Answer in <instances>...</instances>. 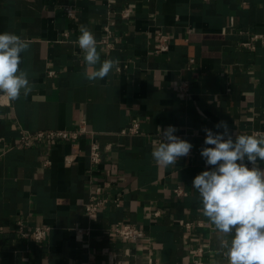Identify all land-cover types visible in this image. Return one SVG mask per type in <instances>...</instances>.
<instances>
[{
  "label": "crops",
  "instance_id": "0c3cea01",
  "mask_svg": "<svg viewBox=\"0 0 264 264\" xmlns=\"http://www.w3.org/2000/svg\"><path fill=\"white\" fill-rule=\"evenodd\" d=\"M124 7L129 20L118 15ZM81 25L96 41L105 25L112 30L110 45L97 42V51L101 62L119 63L102 80L87 78L100 64L83 59ZM157 30L168 38L165 53L155 52ZM3 32L28 42L20 69L32 89L14 101L0 94V264H108L111 255L123 264H229L231 236L202 214L193 180L213 167L200 154L212 147L204 128L223 131L215 126L224 121L233 139L264 132V0H0ZM253 35L252 48L244 46ZM133 121L140 134L119 133ZM81 122L87 132L76 140L18 146L21 132ZM169 125L193 147L163 168L151 153L158 128ZM92 141L102 150L97 165ZM96 187L104 204L89 218L84 206ZM18 220L48 226L47 236L22 238ZM118 222L136 224L145 238H119Z\"/></svg>",
  "mask_w": 264,
  "mask_h": 264
},
{
  "label": "clouds",
  "instance_id": "9594fccd",
  "mask_svg": "<svg viewBox=\"0 0 264 264\" xmlns=\"http://www.w3.org/2000/svg\"><path fill=\"white\" fill-rule=\"evenodd\" d=\"M79 31L77 43L86 65L100 64L87 78L102 80L119 61L101 62L94 34L84 25ZM28 48L21 36L0 33V94L9 101L17 100L22 91L28 95L32 89L28 74L20 69L21 53ZM215 127L223 131L203 129L204 144L212 147H202L200 153L213 167L193 180L202 203L200 211L219 233L231 236L230 242H224L229 264H264V168L258 166V161L264 162V133L240 134L233 139L226 122ZM158 131L163 140L154 146L151 156L159 166L167 168L189 155L193 145L174 135V126Z\"/></svg>",
  "mask_w": 264,
  "mask_h": 264
},
{
  "label": "built area",
  "instance_id": "2783aa9c",
  "mask_svg": "<svg viewBox=\"0 0 264 264\" xmlns=\"http://www.w3.org/2000/svg\"><path fill=\"white\" fill-rule=\"evenodd\" d=\"M63 10L65 14L73 18L74 17V9L71 5H65L63 6ZM132 14V10L130 7H124L119 12V17L129 20ZM103 31L105 33L104 37L97 40L99 43L107 44L108 46L110 43L108 42L109 38L112 36V30L110 29L109 25H105L103 27ZM258 38L257 35H253L250 39V41H245L242 44L246 47L252 48V41L256 40ZM156 53H165L169 50V42L167 36L161 31H156ZM193 60H189V63ZM121 68L117 67V70L119 71ZM186 89V83H183L180 85V90L184 91ZM4 96V95H2ZM87 130L84 127V122H81L78 127L76 128H58V129H51V130H39L36 132H21L19 136V143L18 146H31L35 139L38 140H54V139H60V140H76L80 135L86 133ZM122 135H136L140 134V128L137 121H133L132 124L127 127L123 128L119 131ZM264 132H256L254 135H259ZM174 135L179 137L180 139H183L184 133L175 132ZM159 141L163 140V136L160 135V133L157 134ZM192 149L190 150L191 153ZM189 153V154H190ZM89 159L90 163L93 165H97L102 160V150L100 146L92 141L89 146ZM74 160V156L72 154H67L64 156V165L70 166ZM45 163H48L47 161ZM174 193L178 196L184 195L185 190L181 187H176L173 189ZM102 189L101 187H96L92 192L89 193V197L87 200V203L84 206V212L89 218H93L97 215L98 211L104 204V199L101 196ZM117 204V202H116ZM159 213L158 211L154 212V216H157ZM180 224L186 226V228H189L190 223L180 221ZM17 228L18 233L22 238H31L35 242H42L44 238L47 236L49 227L46 225H37L33 226L32 228H27L24 223L21 220L17 221ZM115 235H117L119 238H122L124 240L128 241H140L145 238L144 231L137 226L134 223H122L118 222L113 225L112 228ZM87 232V230H86ZM78 234H81V230H78ZM108 264H123L122 261L116 256L111 255L109 258Z\"/></svg>",
  "mask_w": 264,
  "mask_h": 264
}]
</instances>
